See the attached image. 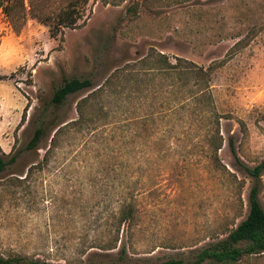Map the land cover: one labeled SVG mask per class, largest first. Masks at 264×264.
Instances as JSON below:
<instances>
[{
  "label": "rangeland",
  "instance_id": "rangeland-1",
  "mask_svg": "<svg viewBox=\"0 0 264 264\" xmlns=\"http://www.w3.org/2000/svg\"><path fill=\"white\" fill-rule=\"evenodd\" d=\"M67 1L24 0L11 19L0 11V151L19 154L0 172V257L190 261L247 215L252 179L237 161L264 160V0H88L74 28L56 29ZM151 49L213 65L212 99L196 101L192 82L179 88L164 77L106 87ZM71 78L92 88L54 107ZM96 89L87 121L75 124L77 104ZM37 128L39 145L24 150ZM260 183L264 209V172ZM129 202L133 222L115 249H100Z\"/></svg>",
  "mask_w": 264,
  "mask_h": 264
},
{
  "label": "trees",
  "instance_id": "trees-1",
  "mask_svg": "<svg viewBox=\"0 0 264 264\" xmlns=\"http://www.w3.org/2000/svg\"><path fill=\"white\" fill-rule=\"evenodd\" d=\"M88 0H68L62 8L54 13L55 28L61 27L74 28L81 16L82 7L87 4ZM20 7L24 10V0H0V11H3L8 18L13 17L14 10ZM55 34V33H54ZM213 65L203 68L193 62L180 57H174L173 61L163 53L151 49L144 57L128 65L123 69L112 73L106 80V87L109 89L114 82L121 79L123 82L131 83L140 77L150 76L164 77L169 81L171 86L179 88L187 86L190 82L198 87L195 92L196 101H210L212 99L209 92V82ZM114 80V81H113ZM92 83L89 79H64L62 84L54 91L51 103L54 107L61 106L68 96L80 91L90 90ZM98 89L92 91L91 95L83 98L77 104L76 111L78 120L75 124L85 122L87 115L85 110L90 106L95 95L99 93ZM179 90H172L173 94L180 93ZM191 92V91H190ZM184 103L172 107L176 110L184 106ZM24 114L21 122L24 121ZM87 121V120H86ZM61 124L58 121L55 125ZM42 138L41 128L34 131L32 138L26 144L24 150H32L39 145ZM229 149L235 156V147L232 138L228 140ZM221 149V144L213 146V163L215 167L220 165L217 152ZM19 157L18 153L5 154L0 151V172L15 164ZM238 165L252 179V186L247 197L248 212L246 217L240 221L237 226L225 233L224 237L217 238L200 249L190 261L183 259H168L158 264H261L259 260L264 257V209L259 200L260 177L264 172V160L254 167H248L237 161ZM135 208L133 203L129 202L120 208L115 224V237L110 238L100 249L104 251L113 250L118 242V231L122 225H129L135 218ZM124 248L121 252L123 253ZM0 264H52L39 260H29L25 257H0ZM120 264V263H113Z\"/></svg>",
  "mask_w": 264,
  "mask_h": 264
}]
</instances>
